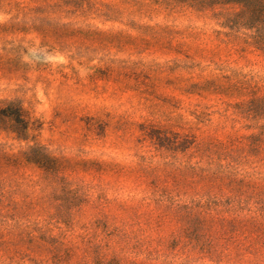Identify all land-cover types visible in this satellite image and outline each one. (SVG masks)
<instances>
[{
  "label": "rangeland",
  "instance_id": "obj_1",
  "mask_svg": "<svg viewBox=\"0 0 264 264\" xmlns=\"http://www.w3.org/2000/svg\"><path fill=\"white\" fill-rule=\"evenodd\" d=\"M0 264H264V0H0Z\"/></svg>",
  "mask_w": 264,
  "mask_h": 264
},
{
  "label": "trees",
  "instance_id": "obj_2",
  "mask_svg": "<svg viewBox=\"0 0 264 264\" xmlns=\"http://www.w3.org/2000/svg\"><path fill=\"white\" fill-rule=\"evenodd\" d=\"M204 1H211V0H204ZM228 1H234V2H237V3L243 4V5H246V4L249 5L255 0H228Z\"/></svg>",
  "mask_w": 264,
  "mask_h": 264
}]
</instances>
